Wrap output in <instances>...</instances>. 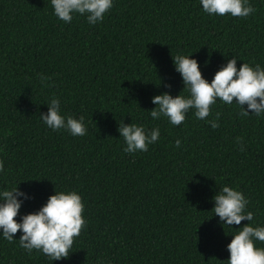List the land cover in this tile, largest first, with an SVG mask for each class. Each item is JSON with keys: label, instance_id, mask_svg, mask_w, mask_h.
I'll return each instance as SVG.
<instances>
[{"label": "trees", "instance_id": "1", "mask_svg": "<svg viewBox=\"0 0 264 264\" xmlns=\"http://www.w3.org/2000/svg\"><path fill=\"white\" fill-rule=\"evenodd\" d=\"M249 3L254 14L232 17L204 13L199 0H114L90 25L58 20L51 0H0V190L30 193L27 213L55 189H75L87 222L53 262L21 248L20 230L0 237V264H226L228 233L248 221L223 228L212 215L224 184L248 198L249 223L264 225V118L219 100L206 118L220 113L215 129L192 111L180 125L149 115L154 95H187L178 53L209 81L231 57L264 67V0ZM52 96L63 114L84 117V136L40 121ZM120 120L159 127L160 138L126 153Z\"/></svg>", "mask_w": 264, "mask_h": 264}, {"label": "clouds", "instance_id": "2", "mask_svg": "<svg viewBox=\"0 0 264 264\" xmlns=\"http://www.w3.org/2000/svg\"><path fill=\"white\" fill-rule=\"evenodd\" d=\"M113 3L114 0H51L52 14L58 20L69 23L75 15H81L90 25L102 21ZM199 3L201 10L210 16L248 17L256 11L249 0H199ZM172 61L187 95L179 92L173 96L167 91L154 95L151 99L155 106L149 112L153 120L166 117L171 125H180L187 113L192 111L197 119L205 120L215 129L219 126L220 113H215L210 120L206 118L211 106L218 100L228 105L234 102L242 115L251 113L264 118V67L259 63L242 62L237 67V59L231 57L209 81L190 53H178L172 56ZM46 105L47 112H41L39 118L47 128L66 130L73 137L87 133L84 117L63 114L58 97L52 96ZM117 131L124 140L123 151L129 154L148 151L149 145L160 138L159 127L149 129L142 124L124 123L123 120L119 121ZM239 140L237 138L238 143ZM174 146H181L179 138L174 141ZM2 169L3 162L0 161ZM31 198V194L20 189L18 184L0 190V237L13 241L14 234L20 230L19 246L29 253L35 249L52 262L68 257L74 239L87 223L81 194L75 189H55L37 210L19 213L24 202ZM211 199L214 201L212 215L218 216L223 228L240 225L242 220L248 221L239 227V231L228 233L232 238L226 245L229 252L226 264H264V247L257 246V242H264V225L249 223L254 213L247 210L249 201L245 194L237 187L224 184ZM18 213L19 220L14 219Z\"/></svg>", "mask_w": 264, "mask_h": 264}]
</instances>
